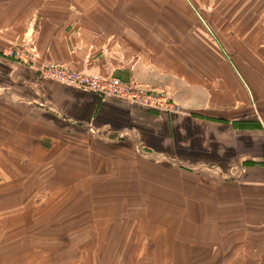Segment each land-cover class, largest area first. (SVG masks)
I'll return each mask as SVG.
<instances>
[{"label": "crops", "instance_id": "1", "mask_svg": "<svg viewBox=\"0 0 264 264\" xmlns=\"http://www.w3.org/2000/svg\"><path fill=\"white\" fill-rule=\"evenodd\" d=\"M0 264H264V0H0Z\"/></svg>", "mask_w": 264, "mask_h": 264}, {"label": "built area", "instance_id": "2", "mask_svg": "<svg viewBox=\"0 0 264 264\" xmlns=\"http://www.w3.org/2000/svg\"><path fill=\"white\" fill-rule=\"evenodd\" d=\"M11 54L26 62L35 59L32 52L21 47H15ZM38 71L40 78L53 79L68 85L77 86L96 92L103 97H115L156 110H180V106L165 92L125 83L118 78L79 72L65 63L47 61L38 68Z\"/></svg>", "mask_w": 264, "mask_h": 264}, {"label": "rangeland", "instance_id": "3", "mask_svg": "<svg viewBox=\"0 0 264 264\" xmlns=\"http://www.w3.org/2000/svg\"><path fill=\"white\" fill-rule=\"evenodd\" d=\"M162 92H165L171 99H173L172 97H171V95H170V93H168L167 91H162ZM173 101H175V100H173ZM177 103V102H176ZM178 104V103H177ZM179 105V104H178ZM180 106V105H179ZM180 110H182V108L180 107ZM154 182H157V183H159V184H163L162 182H158V181H154ZM154 182H152V183H154ZM168 186H170V187H173V185H170V184H168ZM94 201V200H93ZM166 216L168 217V218H171V221H173L174 220V218H172L171 217V215L170 214H166Z\"/></svg>", "mask_w": 264, "mask_h": 264}]
</instances>
